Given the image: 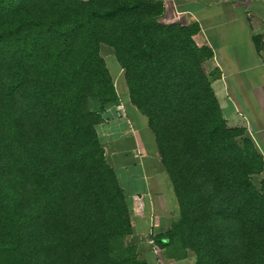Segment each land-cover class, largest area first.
<instances>
[{
    "label": "trees",
    "instance_id": "trees-1",
    "mask_svg": "<svg viewBox=\"0 0 264 264\" xmlns=\"http://www.w3.org/2000/svg\"><path fill=\"white\" fill-rule=\"evenodd\" d=\"M163 0H0V264H148L96 128L118 102L100 47L147 121L178 218L175 262L264 264V158L228 127L196 25Z\"/></svg>",
    "mask_w": 264,
    "mask_h": 264
},
{
    "label": "crops",
    "instance_id": "crops-1",
    "mask_svg": "<svg viewBox=\"0 0 264 264\" xmlns=\"http://www.w3.org/2000/svg\"><path fill=\"white\" fill-rule=\"evenodd\" d=\"M163 2L161 24L198 27L193 41L212 53L202 69L227 126L245 128L264 158V0ZM111 78L118 102L103 112L96 132L131 210L132 235L127 243L148 264L153 262V249L161 264H179L183 260L168 259L152 241L178 218L170 180L145 117L129 103L118 65Z\"/></svg>",
    "mask_w": 264,
    "mask_h": 264
},
{
    "label": "rangeland",
    "instance_id": "rangeland-1",
    "mask_svg": "<svg viewBox=\"0 0 264 264\" xmlns=\"http://www.w3.org/2000/svg\"><path fill=\"white\" fill-rule=\"evenodd\" d=\"M85 1V0H84ZM100 54L103 57L105 63H106V67L111 75V77H113L115 79L116 77V70H117V65L116 62L114 60L113 54H112V50L109 47L106 46H101L100 47ZM151 261L153 259V262H151V264H161L160 262V257H159V253L157 250L153 249V251H151ZM179 264H194V259L192 256L188 257L187 259L183 260L182 262H180Z\"/></svg>",
    "mask_w": 264,
    "mask_h": 264
}]
</instances>
